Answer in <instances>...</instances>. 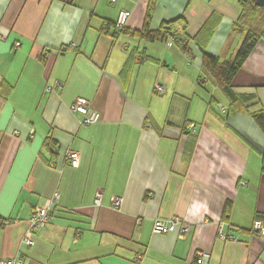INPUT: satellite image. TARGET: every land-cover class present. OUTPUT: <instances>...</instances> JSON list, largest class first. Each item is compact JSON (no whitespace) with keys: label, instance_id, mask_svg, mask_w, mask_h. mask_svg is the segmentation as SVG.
<instances>
[{"label":"crops","instance_id":"0c3cea01","mask_svg":"<svg viewBox=\"0 0 264 264\" xmlns=\"http://www.w3.org/2000/svg\"><path fill=\"white\" fill-rule=\"evenodd\" d=\"M240 1L0 0V258L192 264L204 253L206 264H264V237L251 230L264 224V133L251 116L264 112V12L231 81L245 99L230 101L201 62L203 51L234 56L247 32ZM148 10V29L170 23L188 52L140 37ZM77 99L97 122H80ZM54 193L51 222L22 243L32 209ZM173 216L186 235L152 232Z\"/></svg>","mask_w":264,"mask_h":264},{"label":"built area","instance_id":"2783aa9c","mask_svg":"<svg viewBox=\"0 0 264 264\" xmlns=\"http://www.w3.org/2000/svg\"><path fill=\"white\" fill-rule=\"evenodd\" d=\"M130 16L129 11H120L118 13L117 19L115 21V28L122 29L126 26V22ZM18 45V43H16ZM155 89L157 92H162L163 88L160 85H156ZM70 110L73 113L80 115V122L83 124L95 123L99 119V114L97 111L90 109L89 102L84 99L75 100L71 106ZM191 132H195L194 124L189 125ZM68 163L72 167H76L78 163V154L75 151H68L66 155ZM58 199V194L54 193L52 198L48 199L42 206L34 207L31 211L28 220V229L22 238V243L26 245H32L33 241L30 235L36 228H43L51 222L53 205L56 204ZM101 193L97 192L95 195V204L100 205ZM112 205L114 207H119L122 199L119 196H114L111 199ZM0 222H5L1 221ZM6 223V222H5ZM251 230L258 236L264 237V224L260 220H254L252 222ZM152 232L155 234H165L170 232H177L180 236H184L189 232V225L183 221L178 216H173L169 219H154L152 223ZM218 237L220 239H225L226 235L222 230V225L218 226ZM208 258L207 254L198 253L195 261L192 264H206ZM0 264H22V260L18 256L11 258H0Z\"/></svg>","mask_w":264,"mask_h":264},{"label":"trees","instance_id":"16d2710c","mask_svg":"<svg viewBox=\"0 0 264 264\" xmlns=\"http://www.w3.org/2000/svg\"><path fill=\"white\" fill-rule=\"evenodd\" d=\"M239 6L241 8L240 18L237 20V23L243 21L242 28H247V33L243 37V41L241 42L239 48L237 49L234 56L228 60L219 62L218 59L207 52H202L201 62L202 67L208 73L212 79L217 83L218 87L224 92V94L230 99L232 102H239L246 97L241 98L240 96H236L231 89V81L234 75L242 66L243 62L252 51L254 45L256 44L257 40L261 37V33L263 30V24L257 25V20L253 22L252 18L257 13L264 12L263 7L255 6L252 0H243L239 2ZM259 12V13H258ZM150 17L149 10L146 14V25L144 26L143 30L140 32V37L148 40L153 41L157 39H164V38H171L174 42L179 46V48L184 51L188 52V44L185 41H180L179 39L175 38L173 35L174 33L171 32V24L170 23H163L158 30L150 31L147 27V21ZM263 18V19H262ZM252 20V21H251ZM260 23L264 21V17L259 16ZM236 23V24H237ZM115 25V24H114ZM241 25V24H240ZM259 27V32L257 29ZM126 27L122 29H117L118 32H123ZM240 29V28H236ZM206 79V78H205ZM253 120L259 126V128L264 133V112L260 110L259 112L251 114Z\"/></svg>","mask_w":264,"mask_h":264},{"label":"water","instance_id":"95a60500","mask_svg":"<svg viewBox=\"0 0 264 264\" xmlns=\"http://www.w3.org/2000/svg\"><path fill=\"white\" fill-rule=\"evenodd\" d=\"M255 6L264 8V0H252Z\"/></svg>","mask_w":264,"mask_h":264},{"label":"rangeland","instance_id":"374dc122","mask_svg":"<svg viewBox=\"0 0 264 264\" xmlns=\"http://www.w3.org/2000/svg\"><path fill=\"white\" fill-rule=\"evenodd\" d=\"M256 24H257V23H256ZM246 29H247V28H246ZM246 33H247V32L244 33L243 37L245 36ZM235 53H236V52H235ZM206 83H207L208 85L211 84V82H206ZM206 83H205V84H206ZM216 90H218V89L216 88ZM219 90H220V89H219ZM219 90H218V92H219ZM219 94H220V96H221V93H219Z\"/></svg>","mask_w":264,"mask_h":264},{"label":"clouds","instance_id":"9594fccd","mask_svg":"<svg viewBox=\"0 0 264 264\" xmlns=\"http://www.w3.org/2000/svg\"><path fill=\"white\" fill-rule=\"evenodd\" d=\"M126 27V26H125ZM204 80H206V79H204Z\"/></svg>","mask_w":264,"mask_h":264}]
</instances>
